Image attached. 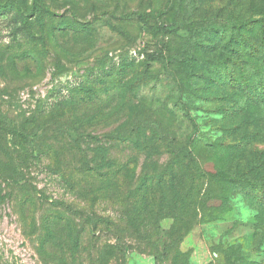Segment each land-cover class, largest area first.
Returning a JSON list of instances; mask_svg holds the SVG:
<instances>
[{
	"label": "rangeland",
	"instance_id": "374dc122",
	"mask_svg": "<svg viewBox=\"0 0 264 264\" xmlns=\"http://www.w3.org/2000/svg\"><path fill=\"white\" fill-rule=\"evenodd\" d=\"M8 1L0 0V264H60L68 253L61 226L53 223V237L43 244L49 239L47 218L58 215L52 202L122 217L127 224V190L142 172L158 173L172 159L177 143L190 145L212 171L249 172L248 162L264 154V99L247 92L255 71L264 69L245 63L238 46L241 32L245 45L258 43L253 22L263 15L264 0H44L55 15L31 18L26 30L6 6ZM31 1L20 5L26 8ZM134 11L144 13L150 24L173 25L178 32L155 31L136 17L126 18ZM190 20L234 27L221 38L209 34L192 42L182 28ZM239 20L249 25L239 31ZM74 25L81 29L68 28ZM230 42L233 48L227 46ZM220 65L234 72L236 84L223 80L225 71L216 69ZM120 66L119 73L106 74ZM99 77L92 92L71 90ZM70 96L74 100L61 105ZM57 103L61 109L40 137L10 132L26 122L33 133L38 120H44L39 116ZM76 119L99 143L88 136L80 148L68 144L63 129ZM201 136L217 148L192 144ZM83 159L112 171L124 168L121 178L106 184L96 200L82 182ZM181 173L184 177L185 171ZM258 175L264 184V168ZM212 188L219 193L217 186ZM173 194L166 187L152 193L153 206L137 215L138 225L170 229L174 219L166 208ZM250 197L232 194L221 219L195 218L181 244L190 264H264V190ZM71 223L79 228V220ZM88 241L85 236L81 253L68 264H91L95 250ZM131 250L128 264H168L142 248Z\"/></svg>",
	"mask_w": 264,
	"mask_h": 264
},
{
	"label": "trees",
	"instance_id": "16d2710c",
	"mask_svg": "<svg viewBox=\"0 0 264 264\" xmlns=\"http://www.w3.org/2000/svg\"><path fill=\"white\" fill-rule=\"evenodd\" d=\"M21 2H24V0H9L6 6L19 18L18 20L22 24V29H29L31 18L33 17L38 16L40 20H43L44 18H53L55 15L44 0H32L26 8L20 5ZM261 14L263 15L260 19L253 22L255 23L253 25L257 26V31H259L256 46L245 45L246 36L242 32L239 35L242 42L238 46L240 57L244 58L245 63L264 69V13ZM126 16V18L136 17L142 25L155 31L178 32L177 28L172 27L173 25L150 24L145 14L138 11L131 12ZM198 22L190 20L182 27L188 34V39L192 42H197V39L206 37L209 34H214L218 38H221L226 33L232 34L230 32L231 30L233 31L234 27V25H227L226 27L219 28L212 23ZM248 25L247 21L239 20V31L240 29L244 30ZM68 28L74 31L81 29L77 25L69 26ZM227 46L233 48L231 42ZM187 56H189V59L195 61H204L200 57L192 56V54H188ZM220 67L221 70L225 71L223 80L229 85H234L238 82V78L232 76L233 71L228 72L227 67L223 68L222 65L217 66L216 69ZM123 68L120 66L116 71L107 72L106 74L113 75L116 72L119 73ZM100 79L99 77L93 83H80L71 90L87 94L95 90L94 84L99 83ZM251 83L253 84L247 90L249 97L262 101L264 99V72L256 70L255 80ZM72 100L74 98L70 96L62 104L57 103L48 112L42 113V116L39 117H44V120L41 123H38V120L34 126L36 130L33 133L28 131L29 127L27 128L26 122L20 126L21 129L13 127L10 132L14 135H25V137L31 135L40 137V133L51 124L52 120L49 118L61 109L59 104L71 103L70 101ZM72 117L75 118V116ZM33 120L35 118H32ZM77 122L76 119L63 129L69 138V145L73 146L74 149L76 147L80 148L84 140L83 138L88 136L99 143V137H93L91 134L85 133L81 127L77 126ZM2 128L0 127V129ZM119 136V134H116L115 138ZM191 142L194 145L203 143L209 147L217 148V146H213L215 144L214 141L208 137L201 136L200 138L192 139ZM175 151L172 159L161 167L158 173L152 175L142 172L137 176L134 186L131 187L132 189L127 190L125 197L130 199L128 205L131 207L130 219L127 224L122 217L103 216L95 211L88 212L83 207L75 208L71 203L56 201L50 203V206L53 210L58 211V215L47 218L45 224L49 239L43 244H48L49 240L53 237L51 225L54 223V225L61 226V231L65 232L63 236L67 240V251L70 256H67L68 253L64 252L60 264H68L69 258L75 261L77 255L81 253L80 247L85 236L93 243L95 250L94 256L91 258V264H128L127 257L131 255V248H142L144 253L147 252L149 255H152L157 262L190 264L188 255L181 250V244L196 221L201 218V220L205 218L211 220L223 218L229 210V200L234 193L241 192L248 198H251L252 194L264 190V184L258 175V172L264 168V154L259 156L260 158L254 157L248 162L249 172L222 167L212 171L202 165L197 155L194 154L193 149L191 150L190 145L177 143ZM127 166L129 167L130 164ZM123 169L117 168L112 171L110 168L99 167L97 163L92 165L86 159L81 160L79 166L81 178L84 179L82 182L87 184L90 196L93 197L92 200H96L101 195L106 184L114 179L121 178ZM132 170L133 176H136L137 167H133ZM182 170L185 171L184 177L181 176ZM186 179H188V182L184 183ZM214 185L219 190V193L216 195L212 188ZM163 187L173 190L174 193L173 201L168 204L165 203L167 204L166 211L171 212L170 215L174 219L172 227L166 229L158 224L155 228L145 229L139 226L137 220L139 216L137 215L143 213L150 206V195ZM34 194L37 195V189H34ZM210 201H215V203L211 207H208L207 204ZM162 210L163 207L160 204L158 214H162ZM185 215H189L190 219L185 220ZM195 218H197L196 221ZM76 220L80 221L79 228L71 223ZM59 221L62 225H60ZM135 243H138L136 247H134ZM80 264H83V262L81 261Z\"/></svg>",
	"mask_w": 264,
	"mask_h": 264
}]
</instances>
